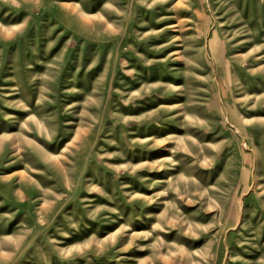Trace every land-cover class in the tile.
I'll return each mask as SVG.
<instances>
[{
  "label": "rangeland",
  "instance_id": "rangeland-1",
  "mask_svg": "<svg viewBox=\"0 0 264 264\" xmlns=\"http://www.w3.org/2000/svg\"><path fill=\"white\" fill-rule=\"evenodd\" d=\"M0 264H264V0H0Z\"/></svg>",
  "mask_w": 264,
  "mask_h": 264
}]
</instances>
